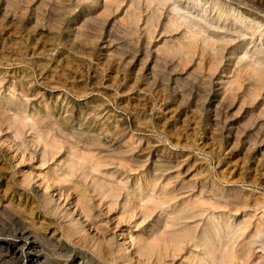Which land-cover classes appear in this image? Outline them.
Here are the masks:
<instances>
[{"label":"rangeland","instance_id":"374dc122","mask_svg":"<svg viewBox=\"0 0 264 264\" xmlns=\"http://www.w3.org/2000/svg\"><path fill=\"white\" fill-rule=\"evenodd\" d=\"M49 1L59 2L58 10ZM105 1L98 0L91 12V16L96 17L89 19L84 7L86 0H24L19 3L24 11L17 12L9 8L7 0H0V107L15 117L13 103L20 97L22 101L27 98H23L17 88L9 87V83L23 79L24 75L32 89L38 90L29 99L32 105L26 107L28 114L34 105L55 102L67 108L72 100L78 101L87 117L96 121L94 131L99 128L95 133L101 134L99 137L112 153L127 148V143L116 144L123 136H126L125 141L133 142L132 147L141 146L144 150L140 159L147 168L144 174L142 170H133L130 162L105 157L104 153L98 155L102 166L95 174L135 184L144 181L148 173L162 172V182L149 187L146 193L159 198L166 195L171 202L153 209L150 202L135 198L129 211H125L127 202L123 192L115 199L97 195L93 192L91 177L84 178L82 171H79L82 186L75 188L66 181L71 157L69 144L61 143L62 148L55 154L44 155L41 148L32 143L28 129L22 134L5 122L0 125V238L9 247L19 250L20 260L16 264H33L26 247H21L33 239L43 254L47 252L52 256L55 264H82L85 253L92 259L89 246L66 237L60 216L43 211V197L38 191L48 182L53 188L68 190L74 202L80 191L87 190L98 215L97 221L107 226L109 234H115L116 241L122 238L120 233L123 234L131 252L135 240L153 241L163 229V224L158 223L163 216L173 217L176 214L171 212L175 208L189 205L199 197L198 193H184L187 189L160 194L162 189L172 190L174 182L178 181L180 185H193L197 190L206 184L208 200L210 196H222L226 200L237 194L236 203L240 205L237 209L225 205L213 207L210 201L204 206L214 212H225L231 217L232 226L244 229L236 244L240 252L255 239L258 226L264 232V81L260 91L252 95L248 90L258 83L243 72L235 90L226 93L228 98L221 110V122L214 125L215 102L212 98L207 100V95L225 92L226 84L240 68L238 58L229 61L227 68V59L223 60L216 70L206 63L199 65L197 61L182 63L177 57L162 58L158 47L163 41L157 36L148 48L147 38L135 44L139 56L132 59L125 26V4L119 10L108 11L103 6ZM219 1L263 25L259 37L256 35L241 46L239 43L231 45L232 48L239 45L236 55L246 58L257 46L264 45V0ZM244 52L248 55L244 56ZM160 167L162 170L157 171ZM111 173L115 176L111 177ZM25 174L34 177L28 186L21 183ZM146 185L144 182L143 186ZM41 215L51 221L48 226L51 231L34 230L32 219L38 220ZM91 231L100 233L96 226H92ZM23 235L29 237L28 242ZM203 243L196 239L182 243L177 252L170 247L162 253L166 255L167 264H195L200 259L208 262L206 250L201 249ZM114 262L97 257L88 264ZM135 262L134 259L132 263Z\"/></svg>","mask_w":264,"mask_h":264},{"label":"bare ground","instance_id":"6f19581e","mask_svg":"<svg viewBox=\"0 0 264 264\" xmlns=\"http://www.w3.org/2000/svg\"><path fill=\"white\" fill-rule=\"evenodd\" d=\"M23 1L24 0H7V3L9 8L17 12L24 11V8L19 6V3ZM86 1H88V3L86 2L84 4L87 10L86 16H90L89 19L96 17L94 14L91 16V12L93 7L98 4V0ZM49 4L53 5V7L55 6L54 9L58 10L59 2L54 3V1H49ZM122 4H125V26L129 36V46L132 49L129 51V55L132 59H135L138 55L134 48L135 44L139 45L147 38L145 42H147L148 48L152 44L150 41L157 36H161L163 41L162 46L158 47V52L160 53H158L159 57L162 55V58L177 57L182 63L197 61L199 65L206 63L212 70H216L225 59H227L225 61V68H227L229 67V61L233 58H238L240 68L237 74H234L232 80L226 84L225 92L217 91L214 95H210L211 93L207 95V100L212 98L214 99L213 102H215L212 114L214 125H218L221 122V110L228 98L226 93L235 90V85H239V78H241L240 75H243V72L253 77L255 84L258 83L254 85L253 89L251 88L248 90L250 94L255 95L260 91L261 83L264 81V56L262 55L264 54V45L260 48H257V46L250 55L244 52V56L248 55L246 58H241L236 55L244 42L253 39L256 35L259 37V34L262 33L263 25L260 22L245 16L234 7H231L232 5H225L219 0H106L103 6L104 9L108 11L113 8L119 10ZM56 21L57 23L59 22V20ZM137 34L141 35V37L135 38ZM233 43H239L240 46L238 45L232 48L231 45ZM22 77L23 79L19 81H11L9 87L17 88V91L23 95V98H27V100L22 101L20 97V100L13 103L15 112L14 118L9 116V114L0 107V125L8 122L11 128H14L22 134H25L26 129H28L32 136V143L36 147H40L44 155L50 153L55 154L58 149L62 148L63 145H61V143L69 144L71 157L69 158V179L67 178L66 181H70L75 188H80L82 186V175H79V171H82L84 178L91 177L92 189L97 195L115 199L123 192L127 202L124 206L125 211H129L134 204L135 198L140 201L150 202L153 209L171 202V199L166 197V195L163 198H159L146 193L149 187L162 182V176L164 175L162 172V174L160 172L148 173L146 178L144 177V181L135 184H126L122 183V180L116 179L113 181L106 177L96 175L95 172L101 171L102 166L100 162L101 158L98 156L101 155L100 153H104L105 157L108 158L130 162V165H133L131 166L133 170H142L144 174L146 172L144 169L147 168L146 165L140 161L143 157L144 150L141 146L132 147L133 142L129 139V141H125L126 136H123L117 140L116 144L120 145L123 142L127 143V148L112 153L109 146L106 145L107 143H103L104 141L99 137L101 134L95 133L96 130L99 131V128L94 131V124H96V121L93 118L87 117L82 111L84 107L76 103L78 101L75 102L72 100L71 106L67 108L61 107L55 102L54 104L47 102L45 106L34 105L32 112L28 114L26 107L32 105L29 99L33 94H36L38 90L32 89L26 79L28 78L27 76L24 75ZM1 82L2 80L0 79V85ZM46 98L48 99V97ZM26 119H30L31 122L28 123ZM185 149L186 148H184V150ZM188 152L191 151L188 150ZM159 170H162L161 167L157 168V171ZM110 176L113 177L115 174L111 173ZM33 179L34 177H29L25 174L21 183L28 186ZM144 182L147 183L145 187L143 186ZM43 187L44 189L41 192L38 191L39 195L43 197L41 200L43 211L46 214H57L60 216L64 222L66 237L71 239L76 238L74 240L75 243L86 244L92 249H90V252L94 258L92 257V259H89L88 253H85L83 256L85 259H82V264H88V262L93 261L97 257H100L101 261L105 260L108 262H111L112 259L115 261L114 264H167L165 261L166 255H164L162 251L166 252L170 247H173L174 252H177L179 251L177 247L181 246L182 243L194 241L196 239H200L204 242L201 249L206 250L205 256L209 260L208 262L202 261L201 259L196 260L195 264H233L235 262L238 264H264V232L261 230L260 226L257 227L258 231L256 232L255 239L239 252L236 244L238 238L242 236L244 229L238 226H232L230 224L231 217L225 212H214L213 209L204 206L210 201L209 203H212L213 207L217 205H222L223 207V205H225L226 207L231 206L233 209H237L240 206L236 203L237 194L234 195L235 198L231 197L226 200L222 199V196H210L208 200L209 196H205V192H207L209 186L206 184H202L197 190L193 185L184 186L180 185L178 181L174 182V188H172V190L164 191L162 189L160 194L163 192L164 194H174L179 189H187L184 193L191 192L194 193V195L198 193L199 197L197 196L198 198L189 205H181L175 208L171 212L176 214L173 217L163 216L158 221V223L163 224V229L157 234L153 241L135 240L133 242L134 250L130 252V247L127 245L123 234L120 233L122 238L116 241L117 237L115 234H109L107 226H101L100 222L97 221L98 215L94 212V208L88 199L87 190H83V192L80 191L78 200L74 202L70 199L71 193L64 188H53L48 182L44 184ZM205 197H207V199ZM32 224L36 232L51 231V229L48 228V226L51 225V221H49L46 216L41 215L38 220L33 217ZM92 226H96V228L100 230V233L98 231V233H93V231H91ZM13 233L14 232H12V234ZM54 233L57 232L54 231ZM24 238L26 241L29 239V237L25 236ZM3 245H6V247H2ZM21 247H26V250L30 253L28 255L29 258L33 259V264H55L51 255H48L47 252L44 254L42 253L38 242L34 239L26 243V245H21ZM134 259L136 262L132 263ZM19 260V250L16 249V247H9V244L3 242L0 238V263L16 264ZM186 260L188 261L189 258H186Z\"/></svg>","mask_w":264,"mask_h":264}]
</instances>
